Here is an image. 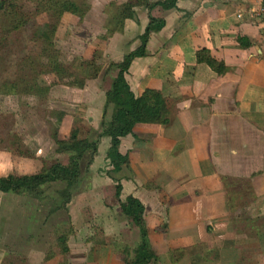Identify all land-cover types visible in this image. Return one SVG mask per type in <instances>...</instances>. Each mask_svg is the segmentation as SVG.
Here are the masks:
<instances>
[{"label":"crops","instance_id":"1","mask_svg":"<svg viewBox=\"0 0 264 264\" xmlns=\"http://www.w3.org/2000/svg\"><path fill=\"white\" fill-rule=\"evenodd\" d=\"M126 1L97 0L102 7ZM256 3L175 0L174 8L154 5L149 10L163 25L149 32L144 55L132 58L124 78L134 96L145 88L158 91L169 110L168 122L135 123L117 144L118 153L127 157V165L119 171L127 168L131 174L127 195L142 205L147 243L154 255L146 264L264 263V27L248 13ZM114 8L99 12L105 15L101 17L108 29L119 18L120 9ZM132 11L119 29L104 39L98 37L103 40L98 56L110 63L119 62L139 45L147 9L140 4ZM200 49L221 62L222 73L196 61L195 52ZM94 50L84 46V68ZM98 69L84 82L85 90H78L73 99L67 93V98L86 106H93L95 100L97 106L103 104L116 71L105 89L97 83L89 90L93 81L102 78ZM102 110H97V116ZM85 112L89 119L96 116L90 107ZM68 123L65 130V122L58 127L62 139L68 137ZM99 142L109 145L107 136ZM37 156L21 158L8 149L0 150V169L14 170L21 158L24 166L33 168L29 173H35L41 168ZM124 177H115L120 188ZM97 229L91 232L81 226L76 232L67 231L65 253L57 244L56 252L46 254L48 248L36 241L17 264H123L129 259L139 240L132 222ZM3 257L4 252L0 264H11Z\"/></svg>","mask_w":264,"mask_h":264},{"label":"rangeland","instance_id":"2","mask_svg":"<svg viewBox=\"0 0 264 264\" xmlns=\"http://www.w3.org/2000/svg\"><path fill=\"white\" fill-rule=\"evenodd\" d=\"M85 1L88 3L89 11H86L81 18L66 12L59 17L50 46L43 45L36 39L33 40L29 36L28 29L22 28L2 36L0 29V148L13 149L11 142L15 141V150L17 149L18 152L32 155L38 153L36 163L41 166L54 161L65 164L67 160L65 153L55 151L56 146L51 138L50 129L58 122L56 121L58 112H62L63 117L69 116L64 120L61 119L59 126L65 122L62 127L65 130L68 120L69 133L72 132L74 136L91 138L100 129L102 115L97 116V110L101 111L103 104L97 106L96 100L93 104L95 108L91 106L92 104L89 106L78 104L68 99L67 93L73 99L75 94H80L78 90H85L84 82L92 78L88 76L91 73V67H101L98 77L102 76V78L93 81L89 90L97 83L101 89H105L111 73L116 71L112 66L113 63L104 60L101 55L98 56L97 52L103 41L98 40V37L104 39L105 34L109 35L112 31L119 29V24L118 21H111L108 29L101 17L105 15H100L99 12L102 8L108 11L107 9L113 6L117 11L120 5L117 3L115 5L113 2L110 7L107 5L102 7L97 0ZM25 6L27 10H32L27 2ZM30 20L42 23L45 15L39 13ZM93 36H96V39H92ZM87 44L91 48L96 47L97 51L94 50L92 54L94 55L93 66L90 67L92 64H89V67L84 68L81 54ZM48 55L57 57V61L63 64L71 75L57 79L49 70ZM21 59L27 64L20 62ZM32 64L33 67H31ZM9 80L16 84L12 91H6L5 86H1V83ZM38 86L45 89L38 90ZM25 87H31V90L25 91ZM87 107H90L91 114L96 116L90 115L91 118H87L85 112ZM95 109L96 113L93 111ZM110 111L111 106H107L103 117L105 121L108 120ZM107 144L98 141V148L96 147L94 152L87 151L82 155L79 160L77 182L71 186L69 200L63 206L60 205L56 191L64 184L58 181L43 184L40 187L42 190L40 198L26 193H0V256L4 252L3 258L6 262L17 264L19 258L24 256V251L31 246L32 248L36 246V241H40L44 247L48 248L46 254H53L59 245L56 242V236L67 235V231L71 229L76 232L81 229V226L89 228L91 232L93 230L97 232L98 225L114 223L130 225L131 220L122 215L119 204L129 193L131 174L127 168L118 172L111 171L105 156ZM125 146H128V142ZM21 158H17L14 170L7 169L6 165L5 171L0 169V176L10 174L12 171L16 174H27L32 171L31 165L24 166ZM121 175L126 177L122 182L120 180L122 188L116 196L114 193L116 181L112 177ZM128 178L130 182L127 181ZM233 202L236 204V199ZM52 208V212H49ZM105 211H108L110 219L106 217L107 214L104 215ZM13 229L15 232L10 231ZM89 233L87 232L86 235Z\"/></svg>","mask_w":264,"mask_h":264},{"label":"trees","instance_id":"3","mask_svg":"<svg viewBox=\"0 0 264 264\" xmlns=\"http://www.w3.org/2000/svg\"><path fill=\"white\" fill-rule=\"evenodd\" d=\"M28 3L32 10H27L25 3ZM144 5L147 9V24L144 26L143 32L138 36L139 45L134 50L123 55L122 59L113 63L116 72L111 79L109 88L104 93V103L102 110V120L100 122V129L96 131L91 138L77 137L71 132L68 137L62 139L58 135L59 123L63 117L62 112H58L57 124L52 126L51 138L55 144V151L62 152L67 155L66 163L51 162L45 166H41L39 171L30 174H15L10 173L0 176V193H26L33 197L40 198L42 196L41 186L50 182H62V188L56 191L57 197L60 199V205H65L70 196V188L77 182L79 172V160L82 155L91 151L94 152L97 143L101 136H107L109 145L106 149L105 156L108 159L110 169L112 172H118L121 167L127 165L126 155H121L117 151V144L120 137L131 133L133 124L135 123H156L166 124L168 122V107L165 99L160 93L154 89L145 88L139 95L134 96L130 91L128 84L124 78L128 65L133 57L143 56L145 42L148 34L151 31L159 30L163 25V20L150 16L149 10L154 5H159L163 9H171L175 7V0H127L120 4V13L118 18V27L125 18L131 17L133 11L132 7L135 5ZM113 2H109L108 6H112ZM88 11V3L85 0H0V29L1 36L10 32L18 31L19 29H28L30 37L33 40L40 41L41 44L50 46L54 32L58 24L59 17L63 13H70L71 15L81 18L84 13ZM39 13L45 15V20L42 23H35L30 20ZM44 48V46H43ZM44 50V49H43ZM42 50V52H44ZM92 57L86 63L88 66L92 64ZM195 59L197 62L205 63L215 73H222L224 70L221 62L213 59L206 49H200L195 52ZM24 63V60L20 62ZM49 63V70L57 77L62 79L64 76H70L71 72L67 71L66 67L57 61V57L52 55L47 56ZM31 63V62H29ZM27 63L25 62L24 65ZM93 66L90 65V67ZM33 67V64L32 66ZM89 67V66H88ZM98 67H91L89 77H94ZM72 84V83H71ZM34 85V84H33ZM70 85V82H69ZM5 86L6 91H12L16 84L12 81L1 83ZM31 90V87H25V91ZM45 88L39 87L38 90ZM107 106H111V111L108 120H104V114ZM10 147H2L0 150H9L17 156L24 158H33L34 155L25 152H18L16 142H11ZM11 149V150H10ZM116 181L114 190L115 195H118L120 184ZM55 206H53L54 208ZM60 207V206H59ZM52 209L49 212H52ZM56 208V207H55ZM58 208V206H57ZM121 213L129 218L133 225L137 228L139 240L132 249V256L130 259H125L123 264H146L154 257L150 251L147 243V233L142 219V205L131 195H126L123 202L119 204ZM56 242L60 245L61 253H65V235L56 236Z\"/></svg>","mask_w":264,"mask_h":264},{"label":"built area","instance_id":"4","mask_svg":"<svg viewBox=\"0 0 264 264\" xmlns=\"http://www.w3.org/2000/svg\"><path fill=\"white\" fill-rule=\"evenodd\" d=\"M250 16L264 27V0H257L253 8L248 9Z\"/></svg>","mask_w":264,"mask_h":264}]
</instances>
